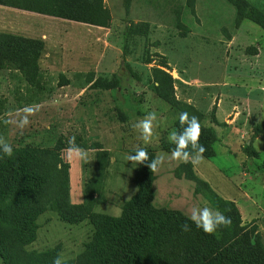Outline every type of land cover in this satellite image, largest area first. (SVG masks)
<instances>
[{
    "label": "rangeland",
    "instance_id": "rangeland-1",
    "mask_svg": "<svg viewBox=\"0 0 264 264\" xmlns=\"http://www.w3.org/2000/svg\"><path fill=\"white\" fill-rule=\"evenodd\" d=\"M125 1L103 0L106 27L0 5V31L46 38L32 87L19 71H0V136L27 150L24 173L33 178L0 198V209L11 205L33 231L29 241L12 238L9 264H53L57 256L93 264L99 251L110 259L117 233L108 221L136 190L139 164L127 156L137 147L162 158L151 204L167 214L150 251L169 264H243L264 248V30L248 19L236 25L227 0H128V10ZM241 1L264 14V0ZM160 71L173 78L172 104L154 91ZM185 111L213 131L209 156L195 165L171 158L168 136L183 130ZM149 112L157 120L145 144L133 125ZM90 166L95 173L84 176ZM213 196L235 207H217ZM193 207L231 224L213 234L182 231L174 212L188 218Z\"/></svg>",
    "mask_w": 264,
    "mask_h": 264
},
{
    "label": "trees",
    "instance_id": "trees-1",
    "mask_svg": "<svg viewBox=\"0 0 264 264\" xmlns=\"http://www.w3.org/2000/svg\"><path fill=\"white\" fill-rule=\"evenodd\" d=\"M235 10V23L238 25L244 19H248L258 24L264 30V14L255 9L252 5L241 0H227ZM0 5L13 7L25 11H31L62 19L87 23L95 26L106 27L110 20L108 10L103 5V0H0ZM129 2L125 1V8L128 10ZM44 43L41 39H28L24 36L0 31V71L4 69H15L25 78L27 84L32 87L35 77L39 73L38 58L42 52ZM160 79L154 91L168 103L175 102L173 98V78L170 74L160 71ZM217 123V120H214ZM259 129H255L254 135H258ZM213 135L211 129L201 130L199 143L205 147L206 140ZM172 150L175 148L171 144ZM206 148V147H205ZM246 150L251 149V145L245 146ZM149 154V161L153 159V154ZM191 154V145L187 149ZM27 150L17 148L13 150L11 157L1 158L0 166L3 176L0 178V198L7 194H16L20 189L16 182L28 186L31 182L30 176L26 175L23 160L27 157ZM203 156H209L205 151ZM103 177V169L98 171V175ZM154 172L147 163L139 164L134 176V184L137 188L123 205L122 214L119 218H110L109 234L117 233V240L113 243L117 246L116 253L109 259L103 258L101 252L94 254L93 264H169V258L154 255L151 245L157 240L156 229L164 227L166 210L156 209L151 204L154 196L153 180ZM102 179V178H101ZM15 200H13L14 202ZM212 203L220 207L221 204L228 203L235 207L232 201H227L219 197H211ZM11 205L0 209V253L4 261L9 264V259H13L15 248L13 237H23L26 241L32 238V226L25 218L15 217L9 210ZM179 216L180 222L187 223L190 230L195 224L183 215L174 212ZM113 226V227H112ZM110 238V237H109ZM37 260L42 254H33ZM250 256V257H249ZM246 257L243 264L258 263L264 260V248L259 245L255 253ZM17 262H19L17 260Z\"/></svg>",
    "mask_w": 264,
    "mask_h": 264
},
{
    "label": "clouds",
    "instance_id": "clouds-1",
    "mask_svg": "<svg viewBox=\"0 0 264 264\" xmlns=\"http://www.w3.org/2000/svg\"><path fill=\"white\" fill-rule=\"evenodd\" d=\"M261 90L264 91V88ZM32 111L31 108L25 109V112L28 113H31ZM156 120V113L149 112L143 119L133 125V127L139 131L140 139H142L145 144L151 142L153 136V122ZM179 122L183 130L179 132L172 131L168 136L169 141L175 145V148L171 152V158L183 163L191 162L194 165L198 164L203 160V153L207 150L199 143L201 135V125L199 120L196 116L189 118V114L185 111L180 113ZM5 123H8V121H5ZM27 123L28 120L25 117L21 122V126L26 125ZM189 145H191L192 153H194V155L187 151ZM0 151L9 157L13 155L11 144L6 142L3 136H0ZM134 153L135 155L130 154L127 156V160L131 161L133 165L147 163L151 171L154 172L158 169V166L162 164L161 157H156L149 161V154L145 148L137 147ZM75 156L79 159H86L87 153L81 149H76ZM188 218L197 228L202 229L206 234H213L220 226H229L231 224L230 217H226L219 211H213L210 207H193L190 210ZM181 228L182 231H190V226L187 223L181 225ZM53 264H61L59 256L55 258Z\"/></svg>",
    "mask_w": 264,
    "mask_h": 264
},
{
    "label": "crops",
    "instance_id": "crops-1",
    "mask_svg": "<svg viewBox=\"0 0 264 264\" xmlns=\"http://www.w3.org/2000/svg\"><path fill=\"white\" fill-rule=\"evenodd\" d=\"M43 41H45V39L46 38H41ZM48 64V63H47ZM84 172H85V174H83L84 176L85 175H93L94 173H95V167L94 166H90V167H88L87 169H85V170H83ZM136 191H137V188H136V190H135V192L134 193H136ZM133 193V194H134Z\"/></svg>",
    "mask_w": 264,
    "mask_h": 264
}]
</instances>
